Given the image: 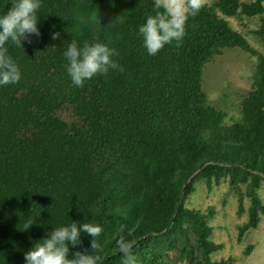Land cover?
<instances>
[{
    "label": "trees",
    "instance_id": "trees-1",
    "mask_svg": "<svg viewBox=\"0 0 264 264\" xmlns=\"http://www.w3.org/2000/svg\"><path fill=\"white\" fill-rule=\"evenodd\" d=\"M9 3L0 0V14ZM151 14L152 0H42L39 37L6 45L21 78L0 86V264H24L32 243L71 220L101 225L98 264H121L120 235L132 242L136 264H232V257L213 259L222 246L206 214L185 204L196 182L207 190L223 183L236 195L246 216L239 238L257 228L264 54L228 19L256 20L252 34L264 45V0L201 2L182 43L154 56L137 36ZM72 38L116 48L123 71L73 87L62 56ZM236 48L256 62L239 117L228 123L226 111L209 103L203 72ZM90 239L82 233L69 255L91 251Z\"/></svg>",
    "mask_w": 264,
    "mask_h": 264
},
{
    "label": "clouds",
    "instance_id": "clouds-1",
    "mask_svg": "<svg viewBox=\"0 0 264 264\" xmlns=\"http://www.w3.org/2000/svg\"><path fill=\"white\" fill-rule=\"evenodd\" d=\"M42 0H10V7L0 14V86L14 85L21 78L17 63L7 54L8 44L22 47L31 37H39L38 10ZM153 14L147 15L144 23L137 28V36L147 55H156L165 45L182 43L188 19L197 15L201 0H152ZM58 32H51V39L59 38ZM118 50L107 43L94 41L78 45L76 39L67 42L62 52L66 61L64 70L71 85L81 88L96 76H106L110 71H123L115 57ZM28 219L24 227L32 225ZM89 236L91 251H75L69 255L70 248L81 243V234ZM102 233L101 225L86 220L72 221L58 227H52L46 236L32 243L24 252V264H98L97 251L100 244L97 237ZM128 235H131L129 232ZM115 251L121 257V264H136L137 258L133 244L120 235L115 239ZM157 264H166L163 258Z\"/></svg>",
    "mask_w": 264,
    "mask_h": 264
},
{
    "label": "rangeland",
    "instance_id": "rangeland-1",
    "mask_svg": "<svg viewBox=\"0 0 264 264\" xmlns=\"http://www.w3.org/2000/svg\"><path fill=\"white\" fill-rule=\"evenodd\" d=\"M201 2L210 4L211 0ZM228 20L255 50L264 54V45L252 34L257 28L256 20L247 18ZM255 62L254 56L241 49H230L211 61L203 72L204 91L209 103L226 111L228 123L239 117L238 106L241 96L250 88ZM259 196L264 205V181L261 183ZM185 204L206 214L212 227L211 238L222 246L213 254L214 260L232 257L234 259L232 264H264V210L260 213L257 228L239 238L238 227L246 221V216L238 214L237 197L227 191L226 184L222 183L207 190L201 182H196V190ZM248 245H252L253 249L248 256H244Z\"/></svg>",
    "mask_w": 264,
    "mask_h": 264
}]
</instances>
